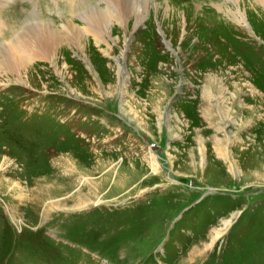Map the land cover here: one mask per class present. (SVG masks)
I'll return each mask as SVG.
<instances>
[{
  "label": "rangeland",
  "instance_id": "rangeland-1",
  "mask_svg": "<svg viewBox=\"0 0 264 264\" xmlns=\"http://www.w3.org/2000/svg\"><path fill=\"white\" fill-rule=\"evenodd\" d=\"M81 1H1L0 50ZM236 1L147 0L0 73V264H264V8Z\"/></svg>",
  "mask_w": 264,
  "mask_h": 264
},
{
  "label": "bare ground",
  "instance_id": "bare-ground-1",
  "mask_svg": "<svg viewBox=\"0 0 264 264\" xmlns=\"http://www.w3.org/2000/svg\"><path fill=\"white\" fill-rule=\"evenodd\" d=\"M68 1L72 5L78 0ZM256 1L260 2L262 8H264V0ZM146 3L147 0H104L99 7L82 15L78 21L68 20L63 23L62 29L51 28L49 24L45 26L42 22L26 28L23 32L16 33L9 41L5 40L3 42V48L0 50V73L8 72L14 76L17 74V78H20L22 71L27 68L32 59L52 60L53 55H55L53 51L56 48L63 47V43L81 44L80 41L85 35L92 36L96 42L104 41L108 43L107 40L111 39L109 34L112 35L114 29L120 30V32L127 30L124 22L130 14L135 16V28L143 22L145 9L141 8H146ZM139 5H141V8H139ZM234 17H240L237 22L246 23L244 12H241V10L236 9ZM0 23L2 22L0 21ZM79 49L82 50L84 47L81 45ZM105 52L108 53V51ZM20 70L22 71L20 72ZM99 201L100 199H97V201L90 203L93 204ZM90 203L83 202V204H80V201H78L75 203V207L78 208Z\"/></svg>",
  "mask_w": 264,
  "mask_h": 264
}]
</instances>
